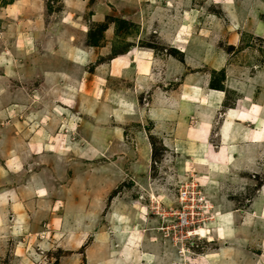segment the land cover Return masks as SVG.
Listing matches in <instances>:
<instances>
[{
  "label": "rangeland",
  "instance_id": "obj_1",
  "mask_svg": "<svg viewBox=\"0 0 264 264\" xmlns=\"http://www.w3.org/2000/svg\"><path fill=\"white\" fill-rule=\"evenodd\" d=\"M224 79L264 92L263 0H0V264H264V224L233 213L264 185L261 147L255 178L242 169L221 198L198 149L163 146L195 125L180 97ZM184 184L207 206L187 238ZM224 210L229 241L215 239Z\"/></svg>",
  "mask_w": 264,
  "mask_h": 264
},
{
  "label": "crops",
  "instance_id": "obj_2",
  "mask_svg": "<svg viewBox=\"0 0 264 264\" xmlns=\"http://www.w3.org/2000/svg\"><path fill=\"white\" fill-rule=\"evenodd\" d=\"M174 42H179L177 45L183 49V41L180 38ZM173 46H176V44H173ZM137 50L138 49L135 51ZM151 51L152 50L149 52L150 57H145L144 53L146 51H140L135 58L137 63L134 61L131 62L133 68L137 72V78L140 82L145 80L144 77L147 75V66H149V68L152 66V64L149 65L151 56L153 58V53L151 54ZM148 76L149 75H147V79ZM221 84L223 87L220 88H210L207 83L198 84L194 88L197 89V91H192L190 88L187 94L182 95V98L180 97L179 101H186L189 108H191L190 105H192L193 111L190 113L188 112L187 115L195 121V125H190L187 127L188 129L183 130L184 133L179 137L180 139L176 141L166 140L163 146L167 147L170 145V149L172 148L175 153H177L176 147L186 149L188 144L198 149V153L193 155V159L204 160L208 163V166L212 165L214 167L211 174L216 175V181L222 186L220 189H224L221 196V198H224L228 194L226 193V189L229 187H225L227 184L231 187H235L237 190L239 186L244 184L243 182L240 184L237 178L242 169H247V172L251 174L252 178H255V174L258 173V171H255L254 165H256V159L259 155L256 159H253L254 155H256L253 150H256L255 146L257 145L261 147L258 148L262 151L261 156L264 154V92L261 93V97H256L255 99V94L253 91H249L248 87H246L248 90H244L245 87L243 88V86L239 84H236L239 86V89L228 87V81L225 79ZM226 88H233L229 90L235 91L232 102L229 105H224L226 99L224 90ZM258 91L259 90H257V92ZM138 92H140V90ZM189 96L194 99L190 100ZM120 108L121 107L118 106V109ZM124 108L127 110L126 107ZM128 114L129 113H123V115ZM116 115L119 118L118 122L121 123L122 115H118V113ZM199 151L201 152L199 153ZM208 152H211L212 159H207ZM181 153L182 151H179L177 154ZM200 166L207 167V172H209L208 166ZM259 166L264 168V161ZM232 190L234 191V189ZM255 191L251 202L242 212L240 209L238 211L234 210L233 212L242 214L247 213V216L244 218H247L248 227L250 226L251 228L252 225H250V220L255 219L256 222H254V224H259V222L264 224V219L260 218V216L264 217V185L262 188H257ZM254 202L257 205L259 203L258 207L255 209L253 207ZM253 212L254 214H251ZM261 213H263V215ZM262 233L264 234V231ZM232 239L233 237L229 240Z\"/></svg>",
  "mask_w": 264,
  "mask_h": 264
},
{
  "label": "built area",
  "instance_id": "obj_3",
  "mask_svg": "<svg viewBox=\"0 0 264 264\" xmlns=\"http://www.w3.org/2000/svg\"><path fill=\"white\" fill-rule=\"evenodd\" d=\"M184 186L185 184L178 191L177 207L174 211V216H176L179 221L177 224L179 233L185 230L184 235L187 238L189 233L195 230V228H193L194 224L200 223L205 219L204 215L207 213V210H205L207 206L201 191L197 188L193 189V187L187 189L184 188ZM190 227H192V229H189Z\"/></svg>",
  "mask_w": 264,
  "mask_h": 264
},
{
  "label": "bare ground",
  "instance_id": "obj_4",
  "mask_svg": "<svg viewBox=\"0 0 264 264\" xmlns=\"http://www.w3.org/2000/svg\"><path fill=\"white\" fill-rule=\"evenodd\" d=\"M112 1V0H111ZM120 1V0H119ZM124 0H121V2ZM114 2L116 3V1H113L112 3L114 4ZM9 6V5H8ZM11 12V10H10ZM216 20V19H215ZM137 53H140V51H146L144 53L145 57H150V50H144V49H138ZM65 58V56H64ZM65 60V59H64ZM67 60V59H66ZM59 63V62H58ZM66 64V63H65ZM57 66V65H56ZM64 66V65H63ZM62 66V67H63ZM73 66V65H71ZM60 67V66H59ZM60 69V68H59ZM64 69V68H63ZM58 70L57 68L54 70L56 71ZM68 70V69H67ZM76 71V70H75ZM58 72V71H57ZM63 72V71H62ZM72 72V71H71ZM56 74V73H55ZM72 74V73H71ZM54 75V74H53ZM71 76V75H70ZM197 91V89H194ZM68 95V94H67ZM189 99L192 100L194 99L193 97L189 96ZM176 152L179 153V151H182V147L178 148L176 147ZM178 150V151H177ZM195 163H197L198 165H206L208 166V163L205 162L204 160H200V159H195L194 160ZM209 172L211 174V172L214 170V167L212 165L208 166ZM96 193V192H95ZM229 213H227L226 211H219L216 215H215V219H216V223L218 224L219 228L215 229L216 231V236L215 239L216 240H229L234 236V226L232 225L231 220H229L228 218ZM261 219H264L263 216H260ZM215 228V227H214ZM197 236L206 238V240L208 239L209 241H211V229L208 228V226H199L196 228V231L193 233Z\"/></svg>",
  "mask_w": 264,
  "mask_h": 264
},
{
  "label": "trees",
  "instance_id": "obj_5",
  "mask_svg": "<svg viewBox=\"0 0 264 264\" xmlns=\"http://www.w3.org/2000/svg\"><path fill=\"white\" fill-rule=\"evenodd\" d=\"M220 86H222V85H220Z\"/></svg>",
  "mask_w": 264,
  "mask_h": 264
},
{
  "label": "clouds",
  "instance_id": "obj_6",
  "mask_svg": "<svg viewBox=\"0 0 264 264\" xmlns=\"http://www.w3.org/2000/svg\"><path fill=\"white\" fill-rule=\"evenodd\" d=\"M193 236V235H192Z\"/></svg>",
  "mask_w": 264,
  "mask_h": 264
}]
</instances>
